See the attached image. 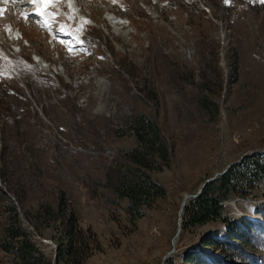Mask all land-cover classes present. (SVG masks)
Segmentation results:
<instances>
[{
  "label": "rangeland",
  "instance_id": "rangeland-1",
  "mask_svg": "<svg viewBox=\"0 0 264 264\" xmlns=\"http://www.w3.org/2000/svg\"><path fill=\"white\" fill-rule=\"evenodd\" d=\"M26 1L8 0L0 20V242L16 213L46 259L70 264L55 252L73 213L98 245L80 264H165L239 226L247 250L208 249L225 263L264 264V229L241 221L264 224V179L221 202L225 220L182 228L178 214L185 194L264 149V3L64 0L45 26L25 18L36 10ZM140 114L156 123L167 165L132 162ZM115 171L146 173L165 195L132 214ZM0 264H14L1 248Z\"/></svg>",
  "mask_w": 264,
  "mask_h": 264
},
{
  "label": "trees",
  "instance_id": "trees-1",
  "mask_svg": "<svg viewBox=\"0 0 264 264\" xmlns=\"http://www.w3.org/2000/svg\"><path fill=\"white\" fill-rule=\"evenodd\" d=\"M233 58L232 66L235 72V57ZM133 129L138 146L130 154L132 162L143 168H151L150 162L155 160H161L160 167L167 165L168 148L160 136L156 123L140 114L133 120ZM126 174L123 171H115L117 179L113 189L118 192L119 196L128 199V210L132 214L138 213L142 204L150 206L152 198L165 195L164 187L153 181L148 174H144L145 178L135 175L133 178H127ZM263 179L264 153L244 157L240 163L231 165L224 174L209 182L197 198L187 202L182 213V228L214 220H225L222 215L223 205L221 202L230 199L237 193L246 194L249 188ZM62 201L61 197L59 205L62 204ZM241 221L245 222L247 227L256 222L264 229V225L260 222L246 218H242ZM62 223L64 227L62 236L57 241L55 260L56 262L80 264V256L82 253L88 252L89 242L92 241L94 245L98 246L95 233L90 228L83 232L78 227L73 213ZM234 230L235 232L228 230L227 237L214 236L213 239L212 237L203 239L202 248L195 249L196 251H193L191 257L182 255L180 261L168 259L165 264H229L225 263V259L215 256L208 248L216 251L218 256L227 254L228 249L236 250L240 245L241 248L247 250L250 245L245 243L242 234L238 233L243 231H240L239 226ZM5 235L6 237L0 242V248L13 255L14 264H52L30 240L27 231L20 226L16 213L12 215L10 223L5 227ZM243 252L245 253V251Z\"/></svg>",
  "mask_w": 264,
  "mask_h": 264
},
{
  "label": "snow or ice",
  "instance_id": "snow-or-ice-1",
  "mask_svg": "<svg viewBox=\"0 0 264 264\" xmlns=\"http://www.w3.org/2000/svg\"><path fill=\"white\" fill-rule=\"evenodd\" d=\"M27 2L36 6L35 12L31 14L41 17L45 26H48L52 21L47 19V17H55L57 15L56 13L49 12L48 9L64 2V0H27ZM260 2L264 3V0H260ZM67 3L68 6L71 7L72 0H67ZM23 15L25 16V18H27V16L30 14L24 13Z\"/></svg>",
  "mask_w": 264,
  "mask_h": 264
},
{
  "label": "water",
  "instance_id": "water-1",
  "mask_svg": "<svg viewBox=\"0 0 264 264\" xmlns=\"http://www.w3.org/2000/svg\"><path fill=\"white\" fill-rule=\"evenodd\" d=\"M260 152H264V149L261 150V151H257L256 153H260ZM253 153H254V152H250V153H244V154H242L238 160H236V161H234V162L228 164V165L225 167V169H223L221 172L216 173V174H215L214 176H212L211 178H207V179H205V180L200 184L199 188L197 189V191H196L195 193H193V194H185L184 197H183V199H182V201H181V203H180V209H179V212H178V214H179V218L181 217V212H182L184 206L186 205V202H187V198H188V197L193 198V199L197 198V197L201 194L203 188H204V187H205L210 181H212V180H214V179L216 178V175H222V174H224V173L228 170V168H229L231 165H234V164L240 163V161H241L244 157L249 156V155H251V154H253ZM179 222H180V219L178 220V225H179ZM179 229H180V228H178L177 232L179 231ZM175 236H176V235H175ZM172 243H174V242L172 241ZM173 250H174V247H172V249L168 252V254H171V253L173 252ZM163 259H164V257H163ZM161 264H163V262H162Z\"/></svg>",
  "mask_w": 264,
  "mask_h": 264
},
{
  "label": "bare ground",
  "instance_id": "bare-ground-1",
  "mask_svg": "<svg viewBox=\"0 0 264 264\" xmlns=\"http://www.w3.org/2000/svg\"><path fill=\"white\" fill-rule=\"evenodd\" d=\"M26 1V0H25ZM8 3V0H0V20L3 18V15L6 13V11L8 10V5L6 4ZM26 4L28 3L27 1L25 2ZM28 5V4H27ZM24 6V5H23ZM29 6V5H28ZM26 13L30 14V16H35L34 13L35 9L30 8L29 9H25L24 10ZM4 20V19H3ZM2 23V21L0 22V24Z\"/></svg>",
  "mask_w": 264,
  "mask_h": 264
}]
</instances>
